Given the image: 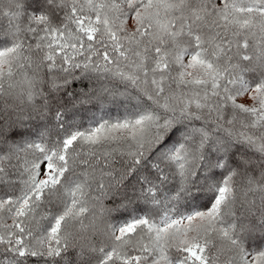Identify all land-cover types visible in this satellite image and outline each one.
I'll list each match as a JSON object with an SVG mask.
<instances>
[{
    "label": "snow or ice",
    "instance_id": "1",
    "mask_svg": "<svg viewBox=\"0 0 264 264\" xmlns=\"http://www.w3.org/2000/svg\"><path fill=\"white\" fill-rule=\"evenodd\" d=\"M0 264H264V0H0Z\"/></svg>",
    "mask_w": 264,
    "mask_h": 264
}]
</instances>
